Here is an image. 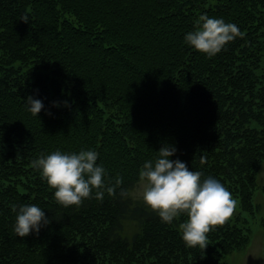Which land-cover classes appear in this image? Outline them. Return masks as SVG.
<instances>
[{
	"label": "trees",
	"instance_id": "obj_1",
	"mask_svg": "<svg viewBox=\"0 0 264 264\" xmlns=\"http://www.w3.org/2000/svg\"><path fill=\"white\" fill-rule=\"evenodd\" d=\"M205 14L243 38L211 58L195 50L185 36ZM263 42L264 0H0V264H224L250 246L252 232L230 219L205 250L187 247L186 214L164 223L130 191L171 145L172 160L254 212L264 195ZM30 95L44 104L38 115ZM57 150L96 151L106 183L119 175L128 195L58 204L33 166ZM33 204L50 223L18 237L11 206Z\"/></svg>",
	"mask_w": 264,
	"mask_h": 264
},
{
	"label": "clouds",
	"instance_id": "obj_2",
	"mask_svg": "<svg viewBox=\"0 0 264 264\" xmlns=\"http://www.w3.org/2000/svg\"><path fill=\"white\" fill-rule=\"evenodd\" d=\"M21 20L28 23L27 16ZM243 36L236 24L209 18L205 14L196 21V29L186 34L185 43L211 58L237 37ZM26 101L33 115L44 109L40 99L30 95ZM54 103L59 106V102ZM63 103L68 105L67 101ZM48 114L51 115L50 112ZM176 152L174 146L165 145L158 151L154 162L150 160L142 166L139 179L143 201L167 224L186 214L187 221L179 225L183 241L187 247L198 245L205 250L208 247L207 234L230 220L237 201L219 180L211 176L202 180L201 172L190 170L180 159L172 160ZM97 160L98 153L93 150H82L78 154H64L57 150L47 156L41 154L33 161V166L41 171L42 178L55 190L58 204L78 209L85 200L93 198V192L101 201L105 192L115 196L117 188H120L121 197L128 195L121 188L123 179L119 175L114 183H106V170L97 164ZM11 207L13 212H17L14 231L18 237L25 238L33 231L39 234L41 228L50 223L43 209L35 204L20 206L18 211L16 205Z\"/></svg>",
	"mask_w": 264,
	"mask_h": 264
},
{
	"label": "rangeland",
	"instance_id": "obj_3",
	"mask_svg": "<svg viewBox=\"0 0 264 264\" xmlns=\"http://www.w3.org/2000/svg\"><path fill=\"white\" fill-rule=\"evenodd\" d=\"M261 72L264 74V42H263V57L261 62ZM259 186L264 184V164L258 175ZM143 187L139 181L130 191L133 199L143 198ZM233 198L237 201L236 210L230 218L233 222L239 219V225L244 229L252 232V241L250 246L240 250H234L231 253L225 254L222 257L224 264H264L263 241H264V228L262 220L264 218V195L263 192L258 190L255 194L254 203L256 209L254 212H247L241 209L238 197L232 194ZM136 228L133 224L127 225V232L131 234ZM210 242V240H208Z\"/></svg>",
	"mask_w": 264,
	"mask_h": 264
}]
</instances>
